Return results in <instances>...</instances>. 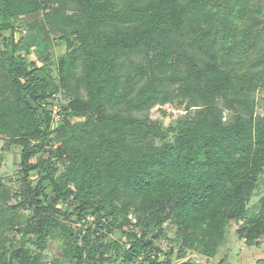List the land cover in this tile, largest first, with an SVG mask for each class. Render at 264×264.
<instances>
[{
  "label": "trees",
  "instance_id": "1",
  "mask_svg": "<svg viewBox=\"0 0 264 264\" xmlns=\"http://www.w3.org/2000/svg\"><path fill=\"white\" fill-rule=\"evenodd\" d=\"M38 11L54 35L30 25L14 39ZM4 31L0 163L19 148V185L0 179V264H101L110 250L120 264H173L192 249L212 257L233 220L246 245L259 243L264 194L247 204L264 185V0H0L5 43ZM61 42L57 80L49 51ZM63 88L66 103L55 99ZM167 103L185 111L171 126L149 113ZM22 210L23 226L12 216ZM70 222L94 227L81 234ZM165 223L178 247L161 260ZM113 229L124 241L105 240ZM53 238L60 255L46 262Z\"/></svg>",
  "mask_w": 264,
  "mask_h": 264
},
{
  "label": "rangeland",
  "instance_id": "2",
  "mask_svg": "<svg viewBox=\"0 0 264 264\" xmlns=\"http://www.w3.org/2000/svg\"><path fill=\"white\" fill-rule=\"evenodd\" d=\"M255 2H258V0H254ZM255 6L250 1L249 6L247 7L248 10L253 9ZM44 11H38L36 13H32L30 15H26L22 18L20 25L18 27V30L14 33V39H17L19 35H23L27 32L28 27L30 25H33L35 29H40L44 31V34H48L50 37L53 34L52 28L50 24L45 23L44 21ZM202 26H206V20H202L201 22ZM199 27L197 22L194 20L191 22L190 26ZM20 28V29H19ZM48 30V32H46ZM58 34V33H57ZM4 41L2 39V36L0 37V50L5 49H11V42H10V32L4 31L3 32ZM66 49L65 42H61L59 44L54 45L50 51V60L52 63L51 72L58 80V70L57 67H55L56 59ZM27 59L29 61H37V58L39 57L37 54V51L35 47H32L30 49V53L26 55ZM39 59V58H38ZM40 63V62H37ZM67 90V88H63L62 93L55 94V99L59 102H67V96H64V91ZM257 99L260 105L256 109V113L258 114H264V94L257 92ZM164 109L168 115H163L161 113V110ZM185 111L183 110V107L176 108L171 103H167L165 105H156L153 108L150 109V117L153 119H163L164 124L167 126H171V124L174 123L175 119L178 117V115H182ZM227 111L223 110V116L224 119L226 118ZM3 139L0 138V147L2 145ZM18 149L17 147H12V149L9 152L3 153L2 160L0 163V179L5 183V185L11 190H17L18 189V182H17V165L16 162L18 161ZM61 167L59 168V170ZM33 176H35V173H32ZM264 194V185H260L259 189L255 191L254 195L251 197L250 201L247 204V208L249 211H253L254 207L257 203V200L260 196ZM9 203H15V200L12 198ZM31 212H28V210H22L19 212H12V216L14 218V221L17 224L24 225L27 219L30 217ZM88 220H91L90 217H88ZM242 223L241 220L238 221H228L225 222L222 226V237L221 241L216 249L215 254L212 257L205 256L201 254L200 252L196 250H187L185 256L177 261H175L173 264L179 263L181 261H188L189 264H262V260L264 259V235L259 238V243L257 245L248 246L244 242L243 239L239 238L236 233L237 227ZM68 225L71 227L72 230L75 232L80 231L82 234L87 227H94V223H74L70 222ZM164 227L167 231V237L166 238H160L155 241L156 245H158L161 249L160 252V259L162 260L164 258L165 251L172 247L174 250V253L178 247V243H174L172 241L174 237V228L170 226L169 223H165ZM126 230H132V226L129 225L125 227ZM104 234L106 235L105 240L106 241H124L125 237L121 234V232L117 229H113L112 231L107 232V230H103ZM13 237L14 242H18L22 239L21 233H18L16 231L10 232ZM80 234V235H81ZM27 235L26 237H28ZM25 237V238H26ZM78 242L80 241V236L77 238ZM62 241L59 238H53L49 239L47 248L44 251V260L46 262L51 261L53 258L58 257L60 255V247H61ZM28 247L31 250H34L35 247L31 243H27ZM108 260L103 261L101 264H120L121 258L116 257L114 254V250H110L107 253ZM110 259V260H109Z\"/></svg>",
  "mask_w": 264,
  "mask_h": 264
},
{
  "label": "built area",
  "instance_id": "3",
  "mask_svg": "<svg viewBox=\"0 0 264 264\" xmlns=\"http://www.w3.org/2000/svg\"><path fill=\"white\" fill-rule=\"evenodd\" d=\"M50 110H51V123L52 125H55L57 123L60 122L61 119V114L59 112V108L56 102H53L50 106H49Z\"/></svg>",
  "mask_w": 264,
  "mask_h": 264
},
{
  "label": "water",
  "instance_id": "4",
  "mask_svg": "<svg viewBox=\"0 0 264 264\" xmlns=\"http://www.w3.org/2000/svg\"><path fill=\"white\" fill-rule=\"evenodd\" d=\"M176 264H187V261H181V262H179V263H176Z\"/></svg>",
  "mask_w": 264,
  "mask_h": 264
}]
</instances>
